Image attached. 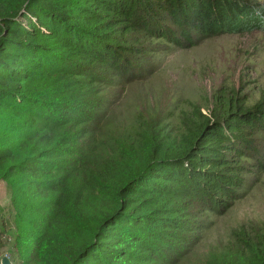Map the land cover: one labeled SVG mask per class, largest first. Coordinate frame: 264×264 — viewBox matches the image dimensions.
<instances>
[{"label":"trees","instance_id":"16d2710c","mask_svg":"<svg viewBox=\"0 0 264 264\" xmlns=\"http://www.w3.org/2000/svg\"><path fill=\"white\" fill-rule=\"evenodd\" d=\"M255 32L264 0H0V246L13 228L12 263L177 264L207 230L191 207L223 215L248 161L264 171V96L215 95L222 115L192 105L157 125L108 110L148 72L136 63L147 42L172 52ZM241 242L221 256L264 264V243Z\"/></svg>","mask_w":264,"mask_h":264},{"label":"rangeland","instance_id":"374dc122","mask_svg":"<svg viewBox=\"0 0 264 264\" xmlns=\"http://www.w3.org/2000/svg\"><path fill=\"white\" fill-rule=\"evenodd\" d=\"M145 47L147 50L138 56L136 63L148 72L141 81L126 88L116 106L110 107L108 113L114 110L115 119L141 118L147 120L148 125H157L167 121L170 112L179 115L180 110L193 109L192 105L203 108L205 113L216 105L218 114L222 115L216 96L233 92L240 102L250 106L264 96V32L225 35L188 50L168 52L162 50L163 46L150 42ZM177 117L169 131L176 132ZM256 142L264 149V134L256 138ZM248 164L246 188L225 214L209 216L200 211L201 208L191 207L195 217L189 218L202 222L207 230L179 256L177 264H208L210 261L229 264L221 254L229 249L239 252L243 246L241 237L254 244L264 243V171L260 172L255 158ZM8 194L6 184L0 182L3 215L10 205ZM15 236V230L9 228L3 237L0 264L5 257L13 262L14 255L9 252H13Z\"/></svg>","mask_w":264,"mask_h":264},{"label":"water","instance_id":"95a60500","mask_svg":"<svg viewBox=\"0 0 264 264\" xmlns=\"http://www.w3.org/2000/svg\"><path fill=\"white\" fill-rule=\"evenodd\" d=\"M2 264H12V263H11V261H10L9 258L5 257V258H3V260H2Z\"/></svg>","mask_w":264,"mask_h":264}]
</instances>
